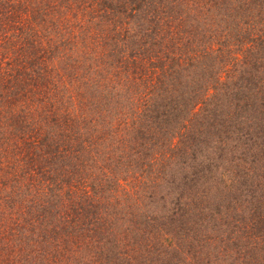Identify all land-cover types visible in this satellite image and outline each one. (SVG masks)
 I'll use <instances>...</instances> for the list:
<instances>
[{"label":"trees","instance_id":"obj_1","mask_svg":"<svg viewBox=\"0 0 264 264\" xmlns=\"http://www.w3.org/2000/svg\"><path fill=\"white\" fill-rule=\"evenodd\" d=\"M0 264H264V0H0Z\"/></svg>","mask_w":264,"mask_h":264},{"label":"rangeland","instance_id":"obj_2","mask_svg":"<svg viewBox=\"0 0 264 264\" xmlns=\"http://www.w3.org/2000/svg\"><path fill=\"white\" fill-rule=\"evenodd\" d=\"M117 183H118V194H120L122 192L123 189H125L126 191H128L130 194H132L133 192H140L141 188H137V186L131 185V181H122L120 178L118 179L116 177ZM140 189V190H139ZM120 197V195H118Z\"/></svg>","mask_w":264,"mask_h":264}]
</instances>
